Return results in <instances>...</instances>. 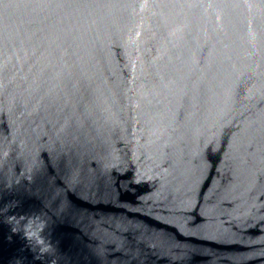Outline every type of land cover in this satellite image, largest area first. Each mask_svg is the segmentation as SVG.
I'll return each mask as SVG.
<instances>
[{"label": "water", "instance_id": "water-1", "mask_svg": "<svg viewBox=\"0 0 264 264\" xmlns=\"http://www.w3.org/2000/svg\"><path fill=\"white\" fill-rule=\"evenodd\" d=\"M0 264H264V0H0Z\"/></svg>", "mask_w": 264, "mask_h": 264}]
</instances>
